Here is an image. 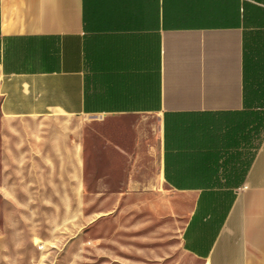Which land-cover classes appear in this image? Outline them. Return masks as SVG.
Returning <instances> with one entry per match:
<instances>
[{
	"label": "crops",
	"instance_id": "obj_1",
	"mask_svg": "<svg viewBox=\"0 0 264 264\" xmlns=\"http://www.w3.org/2000/svg\"><path fill=\"white\" fill-rule=\"evenodd\" d=\"M0 118L48 187L165 186L188 254L264 264V0H0Z\"/></svg>",
	"mask_w": 264,
	"mask_h": 264
},
{
	"label": "rangeland",
	"instance_id": "obj_2",
	"mask_svg": "<svg viewBox=\"0 0 264 264\" xmlns=\"http://www.w3.org/2000/svg\"><path fill=\"white\" fill-rule=\"evenodd\" d=\"M19 123L0 118V264H205L184 250L165 186L146 197L83 195L72 173L61 187L51 172L48 187L46 170L14 162Z\"/></svg>",
	"mask_w": 264,
	"mask_h": 264
}]
</instances>
